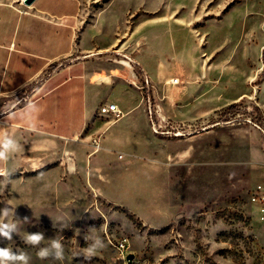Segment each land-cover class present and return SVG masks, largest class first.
Wrapping results in <instances>:
<instances>
[{
	"label": "rangeland",
	"instance_id": "rangeland-1",
	"mask_svg": "<svg viewBox=\"0 0 264 264\" xmlns=\"http://www.w3.org/2000/svg\"><path fill=\"white\" fill-rule=\"evenodd\" d=\"M136 4L115 0L113 10ZM143 5L149 25L137 58L149 72L163 66L181 82L148 79L135 68L141 104L115 86L104 100L132 104V112L113 125L118 119L97 112L110 125L107 135L74 142L86 164L73 150L69 162L12 171L1 197L20 233L0 238V247L26 251L30 264H129L131 253L132 264H264V228L251 202L255 189L264 191V0ZM178 107L189 116L176 119ZM37 231L45 236L40 247L63 243L64 260L37 257L22 239ZM96 236L106 247L91 261L77 256Z\"/></svg>",
	"mask_w": 264,
	"mask_h": 264
},
{
	"label": "crops",
	"instance_id": "crops-1",
	"mask_svg": "<svg viewBox=\"0 0 264 264\" xmlns=\"http://www.w3.org/2000/svg\"><path fill=\"white\" fill-rule=\"evenodd\" d=\"M94 1L34 0L27 5L25 0H0V108L16 99L23 108L27 96L42 108L38 133L29 131L21 119L7 121L0 113V131L13 135L22 146L7 164L11 171L36 172L52 162H69L73 150L86 164L83 149L74 142L89 141L101 131L107 135L110 125L132 112V104L104 100L113 96L116 85L131 99L141 98L140 105L143 96L133 86L139 81L135 68L148 79L150 74L157 81L174 79L166 67L149 72L137 58L149 25L150 10L143 0L118 12L113 10L115 0H106L96 10ZM124 60L129 66L122 64ZM166 72L169 77H164ZM172 100L180 103L178 97ZM109 102L118 104L123 115L107 128L96 115L99 106ZM93 104L98 106L96 114ZM180 107L172 113L179 120L189 116ZM0 181L2 209L5 183Z\"/></svg>",
	"mask_w": 264,
	"mask_h": 264
},
{
	"label": "clouds",
	"instance_id": "clouds-1",
	"mask_svg": "<svg viewBox=\"0 0 264 264\" xmlns=\"http://www.w3.org/2000/svg\"><path fill=\"white\" fill-rule=\"evenodd\" d=\"M39 93V90H36ZM21 104V100L16 99L11 105H5L0 108V113L6 114V120L10 121L16 118L21 119L26 125L27 129L31 132L38 133V119L42 111L39 104L34 102L28 96L25 97L24 107L18 108ZM19 109V116L17 113ZM22 150V146L18 139L7 132L0 131V178L3 181L10 180L13 172L7 167L8 162ZM2 183V181H0ZM15 210L10 207H4L0 209V238L11 241L13 234H19L20 221L14 219ZM11 217V220L9 219ZM93 229H90L91 232ZM25 244L37 248V257L41 260H53L62 261L65 258L64 245L60 240L51 239V243L45 247H40L41 243L45 240L44 233L37 231L28 233L22 237ZM85 240H89V236H85ZM106 247L105 242L96 236L92 239L91 243H88L87 247H84L77 256H83L87 261H91ZM32 257L24 250L17 249L13 251L11 247H0V264H30Z\"/></svg>",
	"mask_w": 264,
	"mask_h": 264
},
{
	"label": "built area",
	"instance_id": "built-area-1",
	"mask_svg": "<svg viewBox=\"0 0 264 264\" xmlns=\"http://www.w3.org/2000/svg\"><path fill=\"white\" fill-rule=\"evenodd\" d=\"M146 83H149L148 80H146ZM171 83L176 85L180 83V80L178 78H174L171 80ZM98 112L103 116H113L116 119L120 118L123 115L118 104L112 102L101 104L98 108ZM152 122H154V120ZM155 132L158 133L159 130L157 129L155 130ZM160 132L164 133L163 131ZM174 134L176 136L181 135L179 131L175 132ZM93 147L95 148V152L100 150L101 146L98 140H94ZM251 202L255 206V212L257 214L258 220L261 226L264 228V191L262 190V188H257L254 190V192L251 195ZM118 249L121 255L125 258V255L129 250V244L127 243L126 240H122L118 244Z\"/></svg>",
	"mask_w": 264,
	"mask_h": 264
},
{
	"label": "water",
	"instance_id": "water-1",
	"mask_svg": "<svg viewBox=\"0 0 264 264\" xmlns=\"http://www.w3.org/2000/svg\"><path fill=\"white\" fill-rule=\"evenodd\" d=\"M34 0H25V4L30 5ZM135 258V254L131 253L127 255V260L129 264H132L133 259Z\"/></svg>",
	"mask_w": 264,
	"mask_h": 264
},
{
	"label": "bare ground",
	"instance_id": "bare-ground-1",
	"mask_svg": "<svg viewBox=\"0 0 264 264\" xmlns=\"http://www.w3.org/2000/svg\"><path fill=\"white\" fill-rule=\"evenodd\" d=\"M124 65H127L126 63H124Z\"/></svg>",
	"mask_w": 264,
	"mask_h": 264
}]
</instances>
